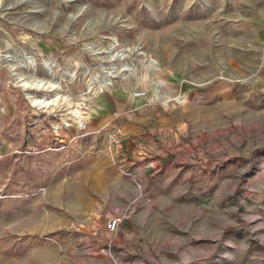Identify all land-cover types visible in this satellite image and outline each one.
Wrapping results in <instances>:
<instances>
[{"label":"rangeland","instance_id":"1","mask_svg":"<svg viewBox=\"0 0 264 264\" xmlns=\"http://www.w3.org/2000/svg\"><path fill=\"white\" fill-rule=\"evenodd\" d=\"M112 64L80 111L106 131L103 93L145 91L170 121L146 159L70 141ZM0 264H264V0H0Z\"/></svg>","mask_w":264,"mask_h":264},{"label":"crops","instance_id":"2","mask_svg":"<svg viewBox=\"0 0 264 264\" xmlns=\"http://www.w3.org/2000/svg\"><path fill=\"white\" fill-rule=\"evenodd\" d=\"M94 111L101 117L103 124L114 121L122 126L126 143L133 146L130 152L132 158L146 159V151L155 147L154 135L163 137L170 128V121L160 105L150 103L143 97H135L130 92L116 95L103 93Z\"/></svg>","mask_w":264,"mask_h":264},{"label":"bare ground","instance_id":"3","mask_svg":"<svg viewBox=\"0 0 264 264\" xmlns=\"http://www.w3.org/2000/svg\"><path fill=\"white\" fill-rule=\"evenodd\" d=\"M8 57L10 58V61L11 60H19L20 61L19 63L22 66L24 65L21 62V59H18V57H13L10 55ZM116 57L123 58L124 54L123 53H121V54L117 53V54H112L110 56L111 60H114ZM25 58L28 59L31 57H25ZM28 63L32 66L33 60L29 61ZM45 64H46V66L48 65V63H45ZM128 70H129V68L126 64H121V65L112 64L110 67H108L105 70V72L107 73V75L109 77L101 76V78L98 79V81H97V86H96L94 92H92V87L89 84L88 85V91L86 93L81 94L80 100L74 102L73 100L69 99V102H68L69 105L72 107H76V108H73L70 111L71 115H69L67 117V119H65V121L66 120H72L73 122L79 123L81 120H85V121L89 120L88 116L87 115L84 116L83 112L80 111V105L82 104L81 100H85L88 97H91V96H88L91 93L93 95H97L98 93L108 89V87L110 85H112V79L111 78L116 77L118 75L122 76V75H124L123 74L124 71H128ZM64 73L72 75V76L74 74L69 70H66ZM13 75L15 76L18 85L25 90L26 96L30 100L32 105H34L38 108L51 109L52 106L54 104H56L57 98L59 96V92L62 90L60 83L55 82L51 79H44V78H41L39 76L37 77L34 75H26V74L24 75V74H20V73H13ZM159 84H162V83H159ZM157 87L158 86H156V88ZM35 90L36 91H44L45 93L39 95L36 92H34ZM49 90H55L56 93L54 95H48L46 93V91H49ZM136 94H137V92H135V94H134L135 97H140V96H137ZM170 100L171 99L169 98L165 102H168Z\"/></svg>","mask_w":264,"mask_h":264},{"label":"built area","instance_id":"4","mask_svg":"<svg viewBox=\"0 0 264 264\" xmlns=\"http://www.w3.org/2000/svg\"><path fill=\"white\" fill-rule=\"evenodd\" d=\"M136 95L140 96V97L145 96L146 92L145 91H138ZM87 101L88 100H84V102H82V103L84 104ZM83 112L86 113V110H84ZM107 126H108V130H106V131H104V127H99V128L94 129V130H90L88 122L85 120H81L78 123V133L76 134V136L71 137L70 141L73 142L75 140L77 143L78 141H82L86 136H88L92 132L102 133V134L105 132V135L107 137V142L110 145V147L113 150H115L116 152L121 151L123 148V145H124V141H125L123 128L119 127L117 125H107ZM60 141L64 142L63 139ZM50 149H51V147L49 145H44V146L37 145V146H32L30 148V151L34 154H41V153H44ZM119 222H120V219L118 217L111 218L107 224V228L110 231H114L117 228Z\"/></svg>","mask_w":264,"mask_h":264}]
</instances>
